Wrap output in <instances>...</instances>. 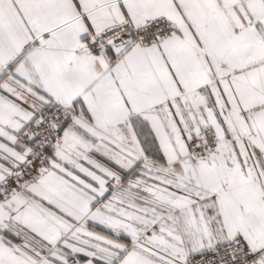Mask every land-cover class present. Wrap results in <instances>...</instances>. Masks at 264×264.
<instances>
[{"label":"snow or ice","instance_id":"1","mask_svg":"<svg viewBox=\"0 0 264 264\" xmlns=\"http://www.w3.org/2000/svg\"><path fill=\"white\" fill-rule=\"evenodd\" d=\"M0 264H264V0H0Z\"/></svg>","mask_w":264,"mask_h":264}]
</instances>
